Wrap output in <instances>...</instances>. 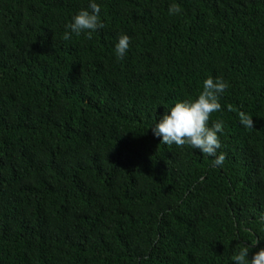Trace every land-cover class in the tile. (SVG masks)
<instances>
[{
	"label": "trees",
	"instance_id": "trees-1",
	"mask_svg": "<svg viewBox=\"0 0 264 264\" xmlns=\"http://www.w3.org/2000/svg\"><path fill=\"white\" fill-rule=\"evenodd\" d=\"M96 2L87 39L67 25L88 0H0V264H230L243 244L250 259L264 247V0ZM217 77L213 167L149 127Z\"/></svg>",
	"mask_w": 264,
	"mask_h": 264
},
{
	"label": "clouds",
	"instance_id": "clouds-1",
	"mask_svg": "<svg viewBox=\"0 0 264 264\" xmlns=\"http://www.w3.org/2000/svg\"><path fill=\"white\" fill-rule=\"evenodd\" d=\"M100 13L101 6L96 0H88L86 9L72 15L71 22L67 25L69 35L84 34L87 39H92V33L103 27ZM180 13L181 9L177 4L169 5V16H176ZM129 44L128 35L124 34L118 38L114 46L117 60L125 57ZM226 88L227 83L219 77L204 79L202 91L194 100L176 102L149 127L153 136L160 139V144H175L178 147L187 145L192 150H199L202 155L214 158L213 167L222 166L225 156L222 152L218 154L221 148L218 133H223V121H213L211 126L208 122L212 113L222 110L219 97ZM237 115L242 126L252 128L253 121L248 114L239 112ZM259 219L261 223H264V213H261ZM249 251L250 248L243 244V247L230 258V264L233 261L235 264H264V247L254 252L250 259L248 258Z\"/></svg>",
	"mask_w": 264,
	"mask_h": 264
}]
</instances>
